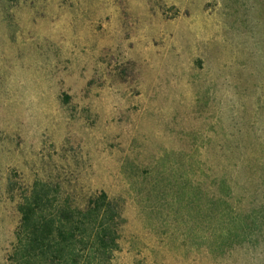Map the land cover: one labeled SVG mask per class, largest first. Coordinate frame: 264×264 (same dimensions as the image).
<instances>
[{
    "label": "rangeland",
    "instance_id": "obj_1",
    "mask_svg": "<svg viewBox=\"0 0 264 264\" xmlns=\"http://www.w3.org/2000/svg\"><path fill=\"white\" fill-rule=\"evenodd\" d=\"M37 185L108 264H264V0H0V264Z\"/></svg>",
    "mask_w": 264,
    "mask_h": 264
},
{
    "label": "trees",
    "instance_id": "obj_2",
    "mask_svg": "<svg viewBox=\"0 0 264 264\" xmlns=\"http://www.w3.org/2000/svg\"><path fill=\"white\" fill-rule=\"evenodd\" d=\"M19 209L13 264H108L119 247V212L106 192L80 207L37 185Z\"/></svg>",
    "mask_w": 264,
    "mask_h": 264
}]
</instances>
